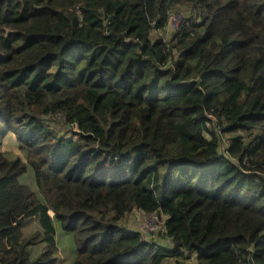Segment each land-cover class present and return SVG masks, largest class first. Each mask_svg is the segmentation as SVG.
<instances>
[{"label": "trees", "instance_id": "trees-1", "mask_svg": "<svg viewBox=\"0 0 264 264\" xmlns=\"http://www.w3.org/2000/svg\"><path fill=\"white\" fill-rule=\"evenodd\" d=\"M13 132L0 264H57L55 219L74 264H264V0H0ZM134 210L170 245L121 227Z\"/></svg>", "mask_w": 264, "mask_h": 264}, {"label": "rangeland", "instance_id": "rangeland-1", "mask_svg": "<svg viewBox=\"0 0 264 264\" xmlns=\"http://www.w3.org/2000/svg\"><path fill=\"white\" fill-rule=\"evenodd\" d=\"M178 23V20L172 19L166 29L155 34V39H162L164 43L168 44L178 28ZM176 57L177 54H175V58ZM49 121L55 127L58 126L61 129L67 128L65 121L61 118H51ZM14 134V132L9 134V136L3 141L0 151L10 160H16L19 158L23 163H27L28 155L26 152L19 150L18 143L14 140ZM221 154H225V149ZM19 183L21 185L29 186L34 193H38L34 180V172L30 167H28L27 173L19 179ZM54 226L57 231V235L55 236L57 245L55 257L58 261L57 264H74L78 258V254L73 234L62 231L60 222L56 219L54 220ZM121 227L133 231H140L144 237L143 241L152 242L156 245H170L168 242L162 240L164 226L161 217H148L142 212L134 210L121 223ZM36 228L41 230L37 221L23 229L24 236L28 237L35 234L37 232ZM37 247L32 251V254L35 253V256H39L42 252H40L39 249L37 250Z\"/></svg>", "mask_w": 264, "mask_h": 264}, {"label": "crops", "instance_id": "crops-1", "mask_svg": "<svg viewBox=\"0 0 264 264\" xmlns=\"http://www.w3.org/2000/svg\"><path fill=\"white\" fill-rule=\"evenodd\" d=\"M54 228H55V226H54ZM36 230L39 231L38 228H36ZM55 231H56V228H55ZM56 235H57V231H56ZM55 240H56V237H55ZM38 249H39L40 252H41V251L44 249V245H40V246H38V247H37V250H38Z\"/></svg>", "mask_w": 264, "mask_h": 264}, {"label": "built area", "instance_id": "built-area-1", "mask_svg": "<svg viewBox=\"0 0 264 264\" xmlns=\"http://www.w3.org/2000/svg\"><path fill=\"white\" fill-rule=\"evenodd\" d=\"M62 119V118H61ZM150 217H157V216H150Z\"/></svg>", "mask_w": 264, "mask_h": 264}]
</instances>
